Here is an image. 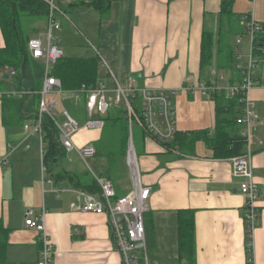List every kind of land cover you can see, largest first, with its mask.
<instances>
[{"label": "crops", "instance_id": "1", "mask_svg": "<svg viewBox=\"0 0 264 264\" xmlns=\"http://www.w3.org/2000/svg\"><path fill=\"white\" fill-rule=\"evenodd\" d=\"M92 1H69L73 18L87 35V47L85 52L75 51L70 56L59 47L63 57L96 56L97 84L109 91L114 89V81L123 88L133 84L148 90H177L172 98L176 133L212 131L213 99L180 89L215 80L214 74L225 75L216 72L217 69L210 70V66H204L203 71L199 64L203 33H210L213 41L218 42L222 35L226 40L229 29L224 32L225 21L220 17L223 0H114L104 14L85 6ZM230 9L237 21L239 18V24L244 23L243 17L252 16L255 23L264 25V0H231ZM57 21L62 29L56 32L59 38L76 34L67 16L57 17ZM215 28L217 34L213 32ZM4 45L0 30V48ZM219 64L218 58L216 65ZM109 72L115 80L109 77ZM65 94H80L85 111L84 94ZM108 94L110 102L113 94ZM250 98L255 106L261 104L257 114L264 120V89L252 90ZM3 120L1 100L0 220L9 230L7 262L36 264L40 242L34 231L25 228L24 215L29 210L37 216L45 210L46 232L53 246L52 264H120L106 216L78 211L77 189L55 183L41 173L40 143L38 158L24 143L23 129H9ZM86 121L77 120L80 131L74 143L76 146L91 143L96 147L102 130L98 133L87 129ZM141 139V147H133L140 181L149 189L144 219L152 229L146 236V244L152 249L149 264H247L244 197L239 190L240 180L232 177L230 158H215L202 141L196 143L192 154H179L145 133ZM251 143L252 173L259 193L251 252L253 264H264V126L253 130ZM123 164L125 175L112 183L117 196L128 195L132 190L125 160ZM56 187L65 190L57 196ZM187 212L194 225L191 260L181 257L178 245V220Z\"/></svg>", "mask_w": 264, "mask_h": 264}, {"label": "built area", "instance_id": "2", "mask_svg": "<svg viewBox=\"0 0 264 264\" xmlns=\"http://www.w3.org/2000/svg\"><path fill=\"white\" fill-rule=\"evenodd\" d=\"M48 6V16L46 19V30L38 31L28 41V52L30 57L39 61L43 65L44 77L39 91L40 99L37 105V117L35 122L25 124L26 131L31 128V135L36 134L40 140V157L42 159L41 173H46L43 164L44 146L41 143L42 131L41 124L45 117H48L57 130L58 143L65 155L75 152L78 158L87 167L91 178L96 183V193H89L84 190H77L79 198L78 211L95 215H104L108 220L112 243L120 256V264H149L147 258V244L145 231V215L148 211L146 201L149 198V189L142 183L137 156L133 147L132 131L129 133L125 163L128 167L132 190L128 195L117 196L112 182L105 177L95 173L88 164V160L96 156V147L91 144L76 146L74 137L80 131L79 123L68 111H61L58 115L53 112L59 98L65 93L59 80L51 76L50 66L63 57L62 50L52 42L53 33L61 29L57 17H65L59 9V3H67L70 0H44ZM243 33L237 35L235 47L237 50L244 49L243 41L249 43L248 61L242 63V57L234 59V70L237 80L230 81L225 75L214 74L215 80L208 82H198L197 85L189 84L180 90L199 93L200 95L214 99L217 94H224L226 99H231L238 95L239 113L235 122L241 128L242 136L245 139V149L242 155L230 158L232 166V177L239 179V190L244 197V226L252 237L253 230L257 227L258 210L256 200L258 198V188L253 179L252 173V133L255 128L264 126V120L257 114L256 106L250 98V93L256 88L264 89V81L261 75H257L256 68L262 73L264 67V46H256V38H264V25L255 23L252 16L242 18ZM4 75L14 77L15 72L4 69ZM109 77L113 80V75L109 72ZM115 82L112 91L107 90L104 85H97L93 88L82 86L78 92L72 94H84L85 110L87 121L85 127L91 131L101 132L103 122L101 117L108 112L111 105L123 106L127 114L129 128L132 122L154 141L164 146L172 142L176 135L175 129V108L173 96L177 90H148L136 88L130 84L126 88L120 87ZM133 83L134 80L131 79ZM112 93L113 97L109 102L107 94ZM27 94V92H24ZM4 92H0V101ZM138 102V109L133 102ZM3 164H7L4 160ZM64 187H56L54 193L58 196L64 191ZM25 228H29L36 233L40 242V250L36 264H52L53 246L49 241L45 227V210L35 216L31 211L25 212ZM252 244H250L251 246ZM247 264H253V255H247Z\"/></svg>", "mask_w": 264, "mask_h": 264}, {"label": "trees", "instance_id": "3", "mask_svg": "<svg viewBox=\"0 0 264 264\" xmlns=\"http://www.w3.org/2000/svg\"><path fill=\"white\" fill-rule=\"evenodd\" d=\"M114 0H93L86 4L90 8L98 10L102 14L109 9ZM231 0H223L221 5V19L229 25L231 20H237L230 9ZM72 4H65L69 8ZM64 4L59 3L58 7L66 15L63 9ZM32 17L46 20L48 16V6L44 0H0V30L4 38V47L0 48V92L5 95L3 101V124L7 119H13L21 122L22 125L35 122L37 117V105L39 103V91L44 77L43 65L30 57L28 52V41L38 30L30 35H24L22 32L19 18ZM239 20V18H238ZM228 34V33H227ZM213 38L210 33H203L200 51V68L211 66L213 61ZM256 46H264V38H256ZM219 55H223L217 71L224 72L230 81L237 80L236 72H232V51L228 43L225 42L222 35L218 42ZM229 57V58H228ZM98 59L96 56L90 58H74L64 56L58 60L52 68L51 76L57 78L64 92L74 93L84 86L86 88L96 87ZM234 62V61H233ZM230 63V65H229ZM14 71V77L3 79L4 69ZM216 71V72H217ZM235 71V70H234ZM2 74V75H1ZM11 78L15 80L10 82ZM27 92V94H24ZM215 122L212 131H193L187 133H176L172 142L164 145L165 148H172L179 154L193 152L197 142L202 141L207 150L218 159L232 158L242 155L245 149V139L242 136L241 128L236 124L235 118L239 113L238 95L226 99L224 94L215 95ZM103 128L100 138L96 144L97 156L105 157L109 160V166L106 173L100 174L101 177L108 178L112 183L120 181L125 175L124 160L129 140V122L123 106H117L108 109L102 117ZM6 126V125H5ZM42 144L44 146L43 164L46 173L55 183L68 184L77 190H84L89 193H96V183L91 178L88 182H82L75 173H69L65 170L55 172V167L66 156L61 149L57 130L54 124L48 119L43 118L41 124ZM133 140V137H132ZM120 166V170L118 169ZM122 168V171H121ZM114 172L118 178L114 181L111 175ZM245 213L243 209V222ZM194 225L190 213H184L178 220L179 254L181 257H187L189 260L194 255L193 232ZM146 236L152 232L151 227L145 224ZM247 255H251V237L244 227ZM9 230L3 226L0 220V264H9L7 256Z\"/></svg>", "mask_w": 264, "mask_h": 264}, {"label": "rangeland", "instance_id": "4", "mask_svg": "<svg viewBox=\"0 0 264 264\" xmlns=\"http://www.w3.org/2000/svg\"><path fill=\"white\" fill-rule=\"evenodd\" d=\"M63 9L64 11H66V15L68 20L70 21V23L75 27V33L76 34H66L65 36L59 38V36H57V33H53L54 35V41L52 42L53 44H55L57 47H62L64 49V52L67 56H70L71 54H74L73 52L78 51V52H85V47L86 46V33L85 30L83 29V27H81V25L79 24L78 21H76L75 18H73L72 16V11L71 9H69L67 6H65V4L67 3H63ZM239 21V20H238ZM237 20L233 19L231 20V22H229V27L227 25V23L223 22L222 23V28L225 32V30L229 32L226 35V40L225 42L229 44V46L231 47V51H232V63H231V67H232V72L235 73L236 71H234V59L241 56V62L242 63H246L248 61V55H249V43L246 40V38L243 41V46L244 49L242 50H237V48L235 47L236 45V41L237 35H240L243 33V28H242V24H239ZM19 23L21 25L22 28V32L24 35H32L34 33V31L36 30H46V20L43 19H37V18H32V17H25L22 16L19 18ZM217 28V26H216ZM214 29L215 31H213L215 34H217V29ZM57 36V37H56ZM213 50H212V54H213V61L211 64V68L210 70H215L216 71V60L218 61V58L221 60L223 58V55H218V51H217V40L214 39L213 41ZM228 57V58H229ZM230 65V63H229ZM261 68H263V72L261 73L259 71L258 68H256L255 72L257 73V75H261L262 80L264 81V67L260 66ZM53 66H50V71L52 70ZM204 71V68H203ZM218 72V71H217ZM15 80V78H11L10 82L13 83V81ZM108 88H111V84L108 85ZM110 94L107 95V98H110ZM133 102V101H132ZM133 105L135 106L136 109H138V102H133ZM117 106L111 105L109 107L110 108H114ZM122 107V106H121ZM261 107V104L257 103L256 104V112H259V108ZM68 111V113L75 119L81 121V120H85L87 119L86 117V110L84 111V108L82 107V99H81V95L79 94L78 96H74V95H69V94H65L63 93L61 98H59L55 108L53 109V112L55 114L58 115V120H62L61 117H59L61 111ZM264 115V113H263ZM262 115V116H263ZM260 116V115H259ZM264 118V117H263ZM6 127H9V129H23V134H24V143L28 145L29 148H31V152L33 153V155L35 156V153L37 155V157L39 158V142H38V136L36 134H34L33 136L31 135V131L32 129L30 128L29 131H25L21 122H16L14 119L13 121L8 118L7 119V123L5 124ZM130 130L132 131V137H133V145H135L136 147H141L142 145V130L138 127V125H136L135 122H132V124L130 125ZM88 164L91 167V169L97 173V174H104L106 173V170L109 166V160L105 157H98L96 156L93 159L88 160ZM118 169L120 170V166H118ZM55 170H65L69 173H75L77 174L80 179L82 180V182H88L91 180V176L90 173L87 169V167L85 166V164L78 158L77 154L75 152H71L68 154L67 157H64L61 162L55 167ZM122 171V168H121ZM111 179L114 181L116 178H118V176L114 173L111 172ZM112 182V181H111ZM116 182V181H115ZM130 189H132V183H131V187H129ZM149 241V240H148ZM152 249L147 246V258L149 259V262L151 263L150 259H151V254L150 251Z\"/></svg>", "mask_w": 264, "mask_h": 264}, {"label": "water", "instance_id": "5", "mask_svg": "<svg viewBox=\"0 0 264 264\" xmlns=\"http://www.w3.org/2000/svg\"><path fill=\"white\" fill-rule=\"evenodd\" d=\"M3 79H8V75H4L3 76Z\"/></svg>", "mask_w": 264, "mask_h": 264}]
</instances>
